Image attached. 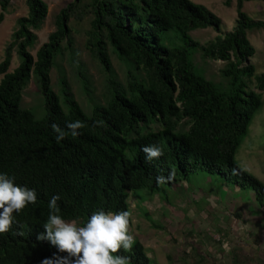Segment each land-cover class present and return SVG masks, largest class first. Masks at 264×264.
I'll use <instances>...</instances> for the list:
<instances>
[{"label": "trees", "instance_id": "obj_1", "mask_svg": "<svg viewBox=\"0 0 264 264\" xmlns=\"http://www.w3.org/2000/svg\"><path fill=\"white\" fill-rule=\"evenodd\" d=\"M81 1L60 11L56 30L34 56L30 49L37 44L36 32L49 6L44 0H26L28 15L19 19L14 42L0 64V172L38 194L12 228L0 233V264H42L58 252L38 238L54 195L60 197L59 214L66 220L82 226L100 209L128 211L131 227V195L141 190L167 201V188L201 172L226 178L240 192H254L264 207V182L237 159L264 106V73L256 74L251 63L256 49L248 38L249 31L264 29V22L243 9L245 3L264 0H235L236 24L225 33L215 13L190 0H90L86 6L93 19L86 47L109 74L105 103L95 104L91 114L75 99L65 77L61 96L53 91L51 79L57 58L72 49L69 22ZM233 1L226 0V6ZM10 3L0 0L2 18ZM201 29H213L218 36L202 45L191 36ZM14 46L21 63L9 72ZM108 46L129 67L126 86L115 76ZM198 51L205 59L225 63V84L205 77L194 62ZM33 75L44 96L40 119L22 107ZM76 120L84 127L73 136L67 124ZM53 124L67 133L62 141H57ZM153 144L162 147L163 155L148 161L143 148ZM170 172V181L157 183L158 175ZM120 254L131 256L132 264H155L138 239Z\"/></svg>", "mask_w": 264, "mask_h": 264}, {"label": "rangeland", "instance_id": "obj_2", "mask_svg": "<svg viewBox=\"0 0 264 264\" xmlns=\"http://www.w3.org/2000/svg\"><path fill=\"white\" fill-rule=\"evenodd\" d=\"M44 1L49 6V14L42 29L36 32L37 44L30 49L34 56L56 30V17L60 11L75 2ZM190 1L204 5L215 13L223 22L222 32H228L235 26V0L231 7L226 6V0ZM88 2L90 0L79 3L76 16L69 22L72 49L57 58L51 79L53 91L61 96L60 80L62 76L65 77L75 99L91 114L95 104L105 103L109 74L86 47L93 19L88 13ZM243 10L253 19L264 22V1L245 3ZM79 12L84 14L83 17ZM2 13L0 6V64L6 59L7 49L14 42L19 19L28 15L26 0H11L3 18ZM191 36L206 45L218 33L213 29H201L193 31ZM248 38L256 49L251 63L256 67V74H262L264 29L249 31ZM67 44L65 41L63 46ZM108 50L115 76L118 82L126 86L129 67L118 59L110 46ZM194 62L207 79L226 83L222 76L224 62L205 59L200 51L195 53ZM20 63L17 47L14 46L11 49L9 72H14ZM2 78L3 75H0V83ZM251 88L257 91L254 85ZM22 107L31 109L38 119L43 117L44 96L35 75L23 92ZM154 128L158 130L160 125ZM237 159L242 168L264 182V106L255 117ZM167 190V201L141 190L136 192L138 195H131L129 200L132 213L130 232L143 244L155 264H264V207L259 205L254 192H240L226 178L201 172L198 175L190 173L186 181L178 182ZM145 213L150 215L151 220Z\"/></svg>", "mask_w": 264, "mask_h": 264}, {"label": "clouds", "instance_id": "obj_3", "mask_svg": "<svg viewBox=\"0 0 264 264\" xmlns=\"http://www.w3.org/2000/svg\"><path fill=\"white\" fill-rule=\"evenodd\" d=\"M84 127L80 120L69 122L73 136L79 135L78 129ZM57 133V141H62L67 133L57 124L52 125ZM146 159L151 161L163 155L161 146H145ZM160 174L157 183L164 184L173 178ZM38 194L35 188L19 185L15 177L0 172V233L8 232L17 222V215L29 204H35ZM59 195H54L48 203L50 210L45 229L39 235L58 250L53 257L45 258L42 264H132V257L120 254V250L130 251L135 238L130 233V213L128 211L106 212L103 209L93 212L81 226L75 221L66 220L60 215ZM60 253H66L60 255Z\"/></svg>", "mask_w": 264, "mask_h": 264}]
</instances>
